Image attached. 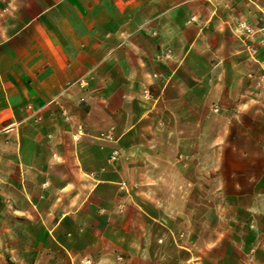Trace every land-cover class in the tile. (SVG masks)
Here are the masks:
<instances>
[{
	"label": "crops",
	"instance_id": "1",
	"mask_svg": "<svg viewBox=\"0 0 264 264\" xmlns=\"http://www.w3.org/2000/svg\"><path fill=\"white\" fill-rule=\"evenodd\" d=\"M230 3L0 0V142L7 135L31 204L64 205L76 191L78 207L62 213L63 229L49 230L69 253L77 252L73 241L84 240L99 264H131L139 238L138 253L150 259L154 243L162 259L171 232L181 229V210L130 192L125 174L134 167L121 156L112 160V152L123 141H174L198 158L208 134L213 161L205 169L213 183L217 179L212 195L215 189L222 195L205 200L219 216L206 222L207 235L240 237L264 253L261 118L214 110L222 93L216 79L255 71L245 69L251 58L234 55L239 43L230 29L231 16L255 11L258 0ZM212 124L216 133L204 131ZM112 127L113 140L98 136ZM152 150L148 157H165ZM75 215L85 225L78 233ZM196 221L190 232L197 235Z\"/></svg>",
	"mask_w": 264,
	"mask_h": 264
},
{
	"label": "rangeland",
	"instance_id": "2",
	"mask_svg": "<svg viewBox=\"0 0 264 264\" xmlns=\"http://www.w3.org/2000/svg\"><path fill=\"white\" fill-rule=\"evenodd\" d=\"M239 3L241 0H231L230 4ZM231 20L233 22L230 32L239 43L235 47L234 55L251 58L254 64H245V69L255 71L245 78L216 79L214 85L222 93L221 98L215 101L218 106L214 110L220 116L222 113L228 116L231 112V117L239 118V113L242 112V117L245 118H261L260 134L264 147V0H258L255 11L251 8L244 13H235ZM216 89L215 93L218 91ZM224 104L225 109L221 108ZM228 104H232L231 110L226 109ZM205 117L210 121L208 116ZM112 128L111 140L115 138L114 127ZM205 128L204 131L208 133L218 131L214 124ZM110 129L99 132L98 136ZM82 133L81 129L77 130L72 142L74 149L77 147L78 134ZM208 135L199 143L198 158L174 141L118 143L117 149L119 152L123 151L116 159H111L116 161L121 156L126 165L134 167V170L131 169L125 174L134 187L130 192L140 199H152L156 204L158 199L168 200L167 208H178L182 213L181 229L175 234L171 232L169 242L162 250V259H159L158 247L154 243L150 248V259L147 253H138L140 239L137 238L134 247L136 252L131 264H264V253L259 254L249 248L242 243L244 239L221 238L217 233L207 235L206 222L212 223L219 216L218 211L207 206L205 200L212 196L220 198L222 195L221 191L216 193V189L212 195L211 188L213 185L217 186V179L213 183L211 174L205 169L207 163L213 161L209 157L212 143ZM1 138L4 141L0 142V264H99L97 254L94 255L89 249L86 251L84 240L73 241L77 252L69 253L49 231L54 228L60 232L63 229V220L60 219L62 213L78 207L76 191H71L73 197L66 200L64 205L63 200L56 201L58 205L54 207L46 205L42 200L37 205L31 204L27 197L28 190L19 184L12 144H9L7 135ZM149 148L152 151L160 148L165 157H148ZM214 161L217 162L218 158ZM47 182L49 183L45 181L44 184ZM122 186L127 189L125 183ZM173 201L176 202L174 206ZM196 203L200 206L196 207ZM218 210L222 212L223 209L219 207ZM74 217L71 218L76 222L73 229L78 233L85 229V225L77 221L78 215ZM192 220H197V235L190 232ZM69 228L71 227L67 225L65 232L68 233Z\"/></svg>",
	"mask_w": 264,
	"mask_h": 264
},
{
	"label": "built area",
	"instance_id": "3",
	"mask_svg": "<svg viewBox=\"0 0 264 264\" xmlns=\"http://www.w3.org/2000/svg\"><path fill=\"white\" fill-rule=\"evenodd\" d=\"M79 83H80V85H81L82 87H84V86L87 85V82H86L85 80H83V79H80V80H79ZM145 93H148V90H146ZM112 129H113V128H111V129H110L109 131H107V132H102L101 135H100L99 137H100L101 139L111 140V139H112ZM119 153H120V152H119L118 150L113 151V152H112V155H111V158H112V159H116V158L118 157Z\"/></svg>",
	"mask_w": 264,
	"mask_h": 264
}]
</instances>
